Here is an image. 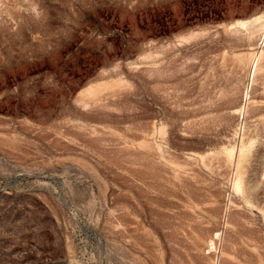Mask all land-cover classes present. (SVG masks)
<instances>
[{"label": "rangeland", "instance_id": "rangeland-1", "mask_svg": "<svg viewBox=\"0 0 264 264\" xmlns=\"http://www.w3.org/2000/svg\"><path fill=\"white\" fill-rule=\"evenodd\" d=\"M258 14L0 0V264H264V43L226 30Z\"/></svg>", "mask_w": 264, "mask_h": 264}, {"label": "bare ground", "instance_id": "bare-ground-1", "mask_svg": "<svg viewBox=\"0 0 264 264\" xmlns=\"http://www.w3.org/2000/svg\"><path fill=\"white\" fill-rule=\"evenodd\" d=\"M250 27H254V28H260L259 30L262 31V36L263 39L262 40V43H264V14L262 15H256L250 19H245V20H240L238 22H236L235 24H230L226 30H234V31H242V29H250ZM257 28L255 30H257ZM250 32V31H249ZM256 31H254L255 33ZM253 33V32H251ZM262 49V48H261ZM258 50V49H257ZM257 52V51H256ZM236 55V54H235ZM234 58V57H233ZM236 59L241 62V63H246L249 65V76L251 78V85L253 83V81L255 80V76L261 71L264 69V64H263V60H264V50L262 49L260 52L258 53H253L251 54L250 56H244L243 53L236 56ZM233 60V59H232ZM231 60V61H232ZM234 61V60H233ZM235 64V63H234ZM239 64V63H238ZM249 83V82H248ZM248 85V84H247ZM249 92H250V86H247L246 87V91H245V99H246V102L248 101V98H250L249 96ZM245 102V103H246ZM246 106V105H245ZM240 107V106H239ZM238 108V106H237ZM237 110V114H242L244 113L245 111H243L244 109V106L242 105L240 108H238ZM246 108V107H245ZM245 114V113H244ZM250 145L249 144H245V143H241L239 145V148L236 150L235 146H232V145H229V146H226L224 148V152L226 153L227 155V158L230 160V159H233L234 158V155H235V152L237 151V154L239 155L238 156V159L235 160V168H236V173H235V178L233 179L232 181V188L233 190L235 191H240L242 189V185H243V182H242V175L241 173L239 172V167H240V157L241 156H244L245 154H247V152L250 150ZM202 156V155H201ZM215 232V231H214ZM213 232V233H214ZM215 235V239L219 238L220 237V232H216ZM209 242H208V247L209 249H211V251L213 250H216V241L214 239L213 236H209Z\"/></svg>", "mask_w": 264, "mask_h": 264}]
</instances>
